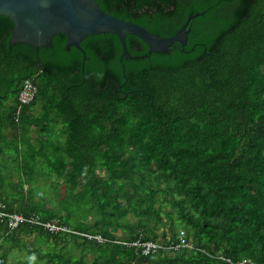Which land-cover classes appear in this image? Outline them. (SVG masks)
I'll return each instance as SVG.
<instances>
[{"label":"trees","instance_id":"obj_1","mask_svg":"<svg viewBox=\"0 0 264 264\" xmlns=\"http://www.w3.org/2000/svg\"><path fill=\"white\" fill-rule=\"evenodd\" d=\"M95 1L160 36L199 14L183 51L127 34L124 72L113 33L83 38L84 61L62 33L9 50L0 15V203L25 218L0 221L1 264H264V0ZM25 79L37 91L15 121Z\"/></svg>","mask_w":264,"mask_h":264},{"label":"water","instance_id":"obj_2","mask_svg":"<svg viewBox=\"0 0 264 264\" xmlns=\"http://www.w3.org/2000/svg\"><path fill=\"white\" fill-rule=\"evenodd\" d=\"M199 13L191 14L184 24L170 36H160L143 26L114 17L99 8L95 0H0V15L9 17L13 26L7 44L8 49L16 43L32 45L35 49L49 46L58 33L65 35V47L82 51L80 41L89 35L113 33L121 44L120 64L123 58H135L126 47L127 34L139 38L147 45V53L167 52L178 43L181 50L187 43L186 28L189 21ZM82 61V66H83Z\"/></svg>","mask_w":264,"mask_h":264},{"label":"built area","instance_id":"obj_3","mask_svg":"<svg viewBox=\"0 0 264 264\" xmlns=\"http://www.w3.org/2000/svg\"><path fill=\"white\" fill-rule=\"evenodd\" d=\"M36 91H37V88L30 79H25L20 84L19 90L17 92L18 106L15 110V121L18 120V114L20 112L21 105L30 103L34 98ZM3 220H5L7 228L9 230H12L16 228L20 223L24 222L25 218L22 214L17 213V212L16 213L6 212L4 210V205L0 203V221H3ZM32 221L34 220L32 219ZM44 226L50 231H59V230L64 229L63 227L57 226L52 222H45ZM98 239L100 240L99 236H98ZM132 244L135 246H140L144 254L148 253L149 251H154L157 247H160L159 244L151 242V241H145V242L136 241V242H133ZM181 244L184 246L191 247V245L189 243H185L183 239L181 240ZM2 262H3V259L0 258V264ZM230 264H254V263L250 261L249 259L244 258L238 262H230Z\"/></svg>","mask_w":264,"mask_h":264},{"label":"rangeland","instance_id":"obj_4","mask_svg":"<svg viewBox=\"0 0 264 264\" xmlns=\"http://www.w3.org/2000/svg\"><path fill=\"white\" fill-rule=\"evenodd\" d=\"M33 113H37L38 110H39V106L38 104L34 107V109H32ZM59 126L56 125L55 127H53L51 133L53 135H56L57 134V138L62 140L63 139V135L62 133L59 131ZM59 131V132H58ZM1 153V152H0ZM3 162V161H0V163ZM9 170V169H8ZM8 170H5V167H2L0 168V176L2 179L5 180V182H7L8 180V177H9V173H8ZM15 171H13V176L15 180L16 179V174H14ZM17 176H18V173H17ZM52 177H49L48 179L46 180H40L39 179V183L41 184L39 187L42 191H49L51 190V188H47L48 186V183L51 181ZM62 184H65V182H63V180H61ZM63 187L64 185L61 186L60 189L63 190ZM43 193V192H42ZM87 222H90L91 221V218L90 217H87L86 219ZM116 235L118 236L117 238L119 239L120 238V235H121V232L120 230L116 231ZM27 243L28 244H31L32 241L29 239L27 240ZM44 248V247H43ZM18 258V259H17ZM20 258L22 259H27L26 262H24V260H21ZM18 261V262H17ZM17 262V263H16ZM38 263V259L36 258V254H33V255H28L25 250L24 251H21V252H17V250H15L14 252H12L8 257H7V263L6 264H37Z\"/></svg>","mask_w":264,"mask_h":264},{"label":"crops","instance_id":"obj_5","mask_svg":"<svg viewBox=\"0 0 264 264\" xmlns=\"http://www.w3.org/2000/svg\"><path fill=\"white\" fill-rule=\"evenodd\" d=\"M6 263H7V262H6ZM6 263H5V264H6Z\"/></svg>","mask_w":264,"mask_h":264}]
</instances>
